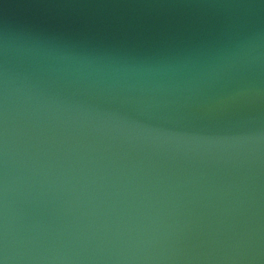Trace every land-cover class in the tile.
<instances>
[{
  "label": "water",
  "instance_id": "1",
  "mask_svg": "<svg viewBox=\"0 0 264 264\" xmlns=\"http://www.w3.org/2000/svg\"><path fill=\"white\" fill-rule=\"evenodd\" d=\"M5 242L7 264H264V0H0Z\"/></svg>",
  "mask_w": 264,
  "mask_h": 264
},
{
  "label": "clouds",
  "instance_id": "2",
  "mask_svg": "<svg viewBox=\"0 0 264 264\" xmlns=\"http://www.w3.org/2000/svg\"><path fill=\"white\" fill-rule=\"evenodd\" d=\"M250 48L248 49V51H245L243 47H240L239 50L233 52V53H230L231 56H234L236 58H240V57H243V56H247V55H250ZM4 257L3 258H0V264H7V261H8V254H7V244L5 242V247H4Z\"/></svg>",
  "mask_w": 264,
  "mask_h": 264
}]
</instances>
